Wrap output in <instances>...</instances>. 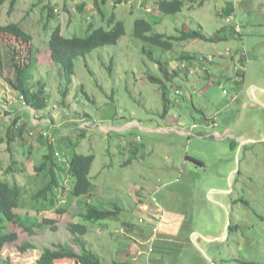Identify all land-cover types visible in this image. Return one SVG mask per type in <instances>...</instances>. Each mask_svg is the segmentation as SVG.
<instances>
[{
    "label": "rangeland",
    "instance_id": "rangeland-1",
    "mask_svg": "<svg viewBox=\"0 0 264 264\" xmlns=\"http://www.w3.org/2000/svg\"><path fill=\"white\" fill-rule=\"evenodd\" d=\"M185 1L180 12L164 15L154 31L171 35L177 34L181 26L200 27L207 37H215L216 30L225 25L224 17L217 11L225 0H196L193 7ZM46 6L53 8L50 17ZM92 6V0H15L11 9L8 0L1 5L0 24L17 23L32 35L37 63L34 80L44 84L48 99L46 107L38 112L23 105V98L10 86L14 80L12 60L0 63V134H5L16 115L18 121L28 123L22 139L14 140L10 147L6 142L0 144V180L26 188L25 206L16 209L24 217L27 213L58 220L55 230L35 226L34 234L20 226L7 225L8 230L17 232L18 238L3 246L2 257L10 258L14 264H36L43 249L58 244L79 251L76 237L99 256L102 264L113 260L138 264H264V104L245 92H241L240 102L229 103L237 86L230 79L219 84L216 79L223 63L217 60L229 47L233 52L245 51V83L264 80V0H242L236 13L243 24L244 47L235 38L228 40V44L199 39L175 43L169 52L156 51L169 69L176 71L179 82L187 77H206L186 76V66L201 56L212 54L215 64L220 63V68L211 67V80L195 85L196 89L190 88L194 94L192 103H184L180 111L172 105L166 116H162L160 84L147 78H162L158 64L146 56L142 42L132 36L135 18L154 21L159 15L154 0H107L106 16L114 12L123 21L125 33L116 43L78 56L72 81L65 91L61 66L50 57L48 38L57 24L65 37L87 35L90 22L108 28L107 21ZM0 54L4 55L1 49ZM19 55L24 57L26 52L21 49ZM223 59L230 64L222 65L230 77L233 60L226 55ZM222 87L233 93H223ZM244 102L251 105H243ZM193 106L209 119H215V126L219 124L222 129L230 124L235 134L253 141L198 138L194 132L199 128L191 129L192 135L187 137L137 127V123L201 126L205 116ZM5 110L10 114H5ZM174 115L177 118L173 120ZM124 126L132 127L116 129ZM40 133L47 135L45 141L38 140ZM80 133L83 135L79 136ZM46 141L53 145V159L59 161L60 170L53 169L64 186L62 194L57 190V206L67 204L72 187L64 164L74 153L95 157L89 172L93 193L73 199L61 215L46 203H42L39 213L31 207L34 166L48 151ZM186 155L202 159L204 165L185 159ZM152 194L158 206L152 201ZM88 201L99 207L116 208L117 213L101 221H86L79 212L85 210ZM156 211L163 213V224L152 234L151 214ZM71 222L85 223L86 234H72ZM193 234L198 235L203 252L193 243ZM23 242L33 247L21 252L18 247ZM150 258L154 260L149 263ZM55 264L75 261L61 259Z\"/></svg>",
    "mask_w": 264,
    "mask_h": 264
},
{
    "label": "trees",
    "instance_id": "trees-1",
    "mask_svg": "<svg viewBox=\"0 0 264 264\" xmlns=\"http://www.w3.org/2000/svg\"><path fill=\"white\" fill-rule=\"evenodd\" d=\"M8 0H0V13L1 5ZM95 9L94 12L109 24L108 28L102 25L93 26L92 22L89 23L88 33L85 36L72 35L65 37L61 34L60 25L57 24L49 35L47 46L49 49L52 61L61 66L62 74L65 79L66 89L72 81L74 74V60L78 56L85 55L92 49L116 43L125 33L124 23L121 19L117 18L114 12L106 16L105 5L107 0H92ZM120 0H117L119 2ZM15 0H9L10 9L14 5ZM156 9L159 15L154 21H150L144 17H137L133 21L132 36L140 40L143 44L142 51L146 56L154 60L158 65L162 78L148 75L147 78L160 84L162 99H163V113L165 116L169 109L171 100H169V91L167 85L176 87L173 84V79L176 77V71L169 69L166 61L160 59V54L156 51L169 52L175 48V43L186 42L191 40H211V41H224L227 36L207 37L200 27L192 28L189 26H181L177 28V34H165L163 32L154 31L156 24L160 23L164 15L175 14L180 12L186 4L185 0H154ZM47 16L50 17L54 14L53 8L46 6ZM231 8V3H228V10ZM82 10V4L78 6ZM232 32V31H231ZM33 37L30 33L26 32L17 23L0 24V49L4 52L0 54V63L4 60L11 61L10 64L14 71V80L10 86L17 92L19 97L23 98V105H28L35 111H39L47 105V95L45 93V86L40 81L34 80V69L37 66L35 61ZM26 52L24 57L19 55V50ZM192 58L191 56H185ZM3 60V61H2ZM6 63V62H5ZM4 65V64H3ZM112 69V59L109 65V71ZM169 83V84H168ZM178 88V87H177ZM5 114H10L9 110L4 111ZM19 116L16 115L11 124L7 126L4 135L0 134V144L6 142L10 147L12 142L16 139H22V133L26 129L28 123L25 120L18 121ZM31 133V131H28ZM80 133L79 136H82ZM46 134H39L38 140H46ZM47 142V153L43 154L39 164L34 166L35 178L32 184L35 188L31 194V207L39 213L42 209V203L46 206L55 207L57 214H63L67 211L65 205H68L73 199L77 200L80 196H91L94 190V185L89 177V172L94 161L93 154L74 153L71 159L64 164V170L72 179V187L69 190L68 198L64 206H57L59 189L63 193L64 186L62 185L61 178L53 168L60 170L59 161L53 159V145ZM188 159L202 163V160L192 155H186ZM12 168V164L10 167ZM6 178V177H5ZM39 178V179H38ZM31 184V183H30ZM62 187V189H60ZM26 188L16 182L8 180H0V264H14L10 258H3L1 251L6 243L14 242L18 238L15 231L8 230L7 225H17L22 227L23 230L29 234L35 233V226L38 228H50L55 230L57 228L56 217H39L38 215L29 216L26 213L24 217L16 209L25 206L24 194ZM57 206V207H56ZM117 213V209L99 207L91 201L86 203L85 210L79 212V215L84 220L90 222L101 221L113 217ZM69 230L72 234L78 233L80 235L86 234L88 226L85 223L71 222ZM76 243L79 245V251H74L68 245L58 244L55 248H45L42 250L36 264H55V261L61 259H73L75 264H102L99 256L87 249L83 243L75 237ZM33 246L28 242H23L18 248L21 252L26 251ZM110 264H138L131 261L113 260ZM258 264V263H257Z\"/></svg>",
    "mask_w": 264,
    "mask_h": 264
},
{
    "label": "crops",
    "instance_id": "crops-1",
    "mask_svg": "<svg viewBox=\"0 0 264 264\" xmlns=\"http://www.w3.org/2000/svg\"><path fill=\"white\" fill-rule=\"evenodd\" d=\"M187 1L190 2L192 7L194 6L193 4H195L197 2L196 0H187ZM247 1L248 0H244L245 3ZM228 3H229L228 1H226V0L224 1V4H228ZM234 4H235V15H236V13H238V9H239L240 5L242 4V0H236ZM236 19L241 25V32L239 33V35L235 36L234 32H231L232 28L228 27V25H226V24L223 25L221 28H218L216 30L215 35L218 34L221 37L227 36V40H224V41H226L227 44L229 43L228 40H230L231 38H235L239 42H241L242 43V47H244V45H243V32H244L243 24L241 23V21H239L238 15H236ZM214 42H216V41H214ZM189 45H192V44L189 43ZM226 46H229V45H226ZM226 46L219 48V50H221L222 48H225ZM227 48H229V47H227ZM230 49L232 50V48H230ZM225 55L228 56V54L225 52L224 55L222 54V55L219 56V59L217 61L223 62L222 65H224V66H229L230 64L227 63L226 61H224L225 59H223L225 57ZM215 61H214V64H213L212 67H219L220 68V63L217 62L218 65H216ZM224 62H226V64ZM222 65H221V68H220V73H219V75L216 78L218 84L222 83L221 81H223V80L227 81V79H230V77L228 75H226V72L224 70V66H222ZM186 76H189V75L186 74ZM177 79L178 78H174L173 79V84L175 83V85H177L176 87L182 88L183 89V94L179 95V96H176V95L175 96L174 95L173 96L172 95L169 96V100H171L170 107L172 105L175 106L177 111H180L182 109V105L184 103H186V102H191L192 103V97H193L194 94L191 93L190 88H195V85H197V84L204 85L208 80H211L210 79V74H208V76H206V77L199 78L197 80H191L190 77H187V79H184V80L182 79V81L179 82ZM245 80H246V76H245V72L243 70L242 79H241V81L235 83V85L237 86V89L235 91H233V92H235L233 94V96H231L228 99L229 103H231L232 101H239L240 102L241 98L239 96H240L241 92H245L246 96H249L250 98H252V96H254L257 99L255 101H259V103L264 104V80L262 79V81L260 83L253 82V81L245 83ZM229 91H228V93H229ZM233 92H231V93H233ZM242 104L243 105H247V106L251 105V103H248V102H244ZM255 106H257V105H255ZM26 108H28V107H26ZM193 108L196 111L200 112L201 114H203L205 116L204 119L202 120L201 126H191V128H187L185 125H183V126H175V125H172V124H166V125H163V126H161V125L141 126L140 124L137 123V127H140L144 131H149V132L161 131V132H165V133L172 132V133H176V134H178L180 136H187V137L188 136L190 137V135H192L193 131L191 129L199 128V131L194 132V134L198 138H210V137H212V138H215L218 141L230 138L232 140L234 139V140H237V141H240V142L241 141H245V140H249L247 137H243L241 135L235 134L232 131V129L230 127L231 126L230 124H228L226 127L222 128V129L220 128L219 124L217 126H214L212 124V122H216L217 123V121L215 119H209V117H207L203 113V111L201 109H198V108H196L194 106H193ZM166 115H168V113ZM176 118H177V116L174 115L173 116V120L176 119ZM193 122H196V121H193ZM35 124H37V123H35ZM127 127L129 128V127H132V126H124L122 128L121 127H116V129H124L125 130V129H127ZM233 143H235V142H233ZM185 159H188L187 156H185ZM200 164L204 165L203 160H202V163H200ZM231 169L232 168H230L229 170H231ZM161 212H163V211L161 210ZM162 216H163V213H162ZM194 235L196 236V237H194L195 240L198 242V240H197V236L198 235L197 234H193V236ZM152 260H154V258H150L149 259V263Z\"/></svg>",
    "mask_w": 264,
    "mask_h": 264
},
{
    "label": "built area",
    "instance_id": "built-area-1",
    "mask_svg": "<svg viewBox=\"0 0 264 264\" xmlns=\"http://www.w3.org/2000/svg\"><path fill=\"white\" fill-rule=\"evenodd\" d=\"M226 1L231 2V8L228 10V4H224V5L219 6L217 8V11L218 13H220L221 16L224 17L225 24L228 25V27H231L232 32H234V35L237 36L241 32V25L237 21L236 15H235V4H234L235 0H226ZM225 52L233 60L231 64L233 65V74L232 76H230V80L234 83H237L241 81L242 79V73L244 70L245 63H246L245 51L241 49V50H236L235 52H233L231 49L227 48ZM214 61H215V57L212 54L201 56L197 60H193V62L190 65L186 66V74L188 75L197 74L200 76L201 75L208 76V74H210V69L214 64ZM183 67L184 66H181V68ZM183 72L185 73V71ZM167 89L169 92H172L174 96L183 94L182 90L177 87L173 88V86L167 85ZM222 91L223 93H228V90L224 87H222ZM212 124L215 126L216 122H212ZM151 199L156 206L159 205L158 202L156 201V197L154 194H152ZM151 219L154 222V224L152 225V234H155L158 232L159 228L163 224L162 213H159L158 211L153 212L151 214ZM151 247H149L148 251L152 250Z\"/></svg>",
    "mask_w": 264,
    "mask_h": 264
},
{
    "label": "water",
    "instance_id": "water-1",
    "mask_svg": "<svg viewBox=\"0 0 264 264\" xmlns=\"http://www.w3.org/2000/svg\"><path fill=\"white\" fill-rule=\"evenodd\" d=\"M252 99H254V100H257L254 96H252ZM247 141H253V140H245V141H241V143H243V142H247ZM205 239H207V238H205ZM212 239V238H211ZM192 240H193V243L195 244V246L199 249V250H201L202 252H203V250L201 249V247H200V245L198 244V242L195 240V238L193 237L192 238Z\"/></svg>",
    "mask_w": 264,
    "mask_h": 264
}]
</instances>
